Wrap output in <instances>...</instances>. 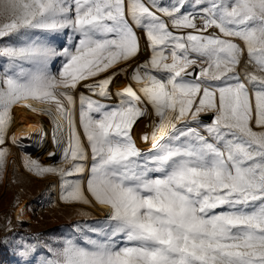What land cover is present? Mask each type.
<instances>
[{"label":"snow or ice","instance_id":"1","mask_svg":"<svg viewBox=\"0 0 264 264\" xmlns=\"http://www.w3.org/2000/svg\"><path fill=\"white\" fill-rule=\"evenodd\" d=\"M13 147L85 219L9 218L12 264H264V0H0V174Z\"/></svg>","mask_w":264,"mask_h":264},{"label":"rangeland","instance_id":"2","mask_svg":"<svg viewBox=\"0 0 264 264\" xmlns=\"http://www.w3.org/2000/svg\"><path fill=\"white\" fill-rule=\"evenodd\" d=\"M122 86V81L117 82L116 87ZM115 90V89H114ZM15 122L11 132L18 138L33 132L38 122L48 123L47 117L37 116L31 111L16 107L14 112ZM27 144V141L24 142ZM51 146L46 144L43 148L31 149L33 157H39L42 163H58V160H50L46 151ZM23 152L15 147L12 148V155L8 157V166L3 174H0V240L5 235V223L11 218L13 232L22 234H47L56 236L66 231L69 224L84 217L78 215L82 206L65 207L58 200V189L49 186V180L36 178L28 173L23 167ZM18 199V203H16ZM48 201L54 203L49 204ZM21 210H24L21 216ZM90 211L92 217L98 218L101 213L95 209ZM17 217L23 221L17 223ZM11 235V234H9ZM13 256L10 248H5L0 254V264H12Z\"/></svg>","mask_w":264,"mask_h":264}]
</instances>
